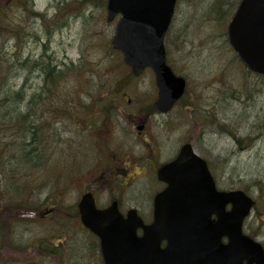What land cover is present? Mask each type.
I'll return each instance as SVG.
<instances>
[{
	"label": "rangeland",
	"instance_id": "374dc122",
	"mask_svg": "<svg viewBox=\"0 0 264 264\" xmlns=\"http://www.w3.org/2000/svg\"><path fill=\"white\" fill-rule=\"evenodd\" d=\"M23 1L26 9L35 11L36 8L37 11L44 12L45 18L44 20L30 19L29 11L25 9L0 11V21L18 24L22 27L24 35L21 43L12 42L7 46L5 54L8 56L5 57L15 56L19 53L16 49L20 48L22 55L20 63L25 59L31 60L30 66L24 67L21 71L23 76L28 75V77L30 73H34L33 76L38 74L36 70L38 67L32 63L41 55H43L41 57L43 62H53L65 73L68 68H71V64L77 68H88L87 79L85 78L84 82L69 78L60 84L56 105L65 111L66 117H70L69 112L72 111L73 103L88 104L92 99L91 88L94 90L103 84L109 73L106 66L112 61H114L112 65L114 69L117 65V54H112L111 49L108 48V41L115 34L116 22L105 23V10L98 6L100 3L96 0H35V4L31 0ZM240 1L178 0V10L176 9L170 40V43H173L176 38L174 45L176 63L178 67H181L180 73L190 81L189 90L194 102L202 110L211 112L214 124L222 122L227 132L236 138L235 140L220 133L219 125L218 128L217 126L208 128L204 136L206 139L204 148L208 146V143L211 147V151H207L205 156L207 157L210 152L208 157L211 163L214 161L216 165L231 164L229 171L234 174V178L231 179L225 169L219 171L218 187L223 190L240 188L239 186L245 185L246 182L248 184L255 181L264 183V80L246 73L245 68H242L236 60V55L226 36L229 22ZM74 2L78 3L74 4ZM32 34L36 36L30 38ZM47 35L49 38L46 37ZM23 44L26 45L23 47ZM120 76L125 77L126 73H120ZM113 78L115 81V76ZM244 80H247L249 86L245 91L243 90ZM127 83V88L119 94L120 104L119 109L116 110L118 112L116 125L109 123L114 127L113 136L101 139L99 135L91 136L78 126H71L73 132H66L62 136L70 147L61 146L62 150L56 148L51 161L48 162L55 169L53 178L50 176L52 196L53 192L59 189L60 179L80 185L81 183L74 176H84L91 170L92 173H97V165L100 161L104 162L101 156L102 143L105 150L110 145V155L124 153L123 146L126 144L123 138L127 134V121H129L125 115H133L136 110L134 105L139 106L141 100H145L146 103L151 102L155 91L154 75L149 71L136 81L130 80ZM128 100H131L132 106H129ZM177 111L179 112L178 122L172 133H166L159 125L154 126L152 123L154 137L158 138L163 146H177L179 140L188 137L189 114L181 111L180 108H177ZM92 115L93 112L89 111L87 117L90 118ZM101 117L98 116V120ZM131 125L133 128V124ZM134 129L136 130V127ZM201 134H203L202 130L197 128L196 134L193 135L196 139L197 152L201 151L199 143ZM246 137L248 141L239 145L237 142L239 138ZM115 138L118 141L113 143ZM109 139L112 141H106ZM119 143L122 144L121 148L117 145ZM128 146L132 153L136 154L133 147L134 139L131 136L128 137ZM119 157L125 159V165L122 164V168L131 166L130 160L133 158ZM42 160L44 162V159ZM30 164L33 166L32 163ZM135 174H139L136 168L130 172V176ZM40 177L42 181L37 185L30 183L29 177L27 179L21 177L23 180L21 185L25 184L26 189L32 191L26 201H32L37 205L39 197L44 201L45 196L50 192L45 189L48 186L47 182L43 185L45 176L42 174ZM146 182V178L137 180L127 191L128 202L132 207L140 208L144 201H148L146 194L149 190ZM0 185V199L3 200L4 196L1 192L2 190L6 192L9 186L1 174ZM77 187L72 185L73 190L65 198L66 205H73L78 198ZM250 190L251 197L256 202H260L258 188L252 187ZM63 196L64 194L54 199L61 201ZM56 205L58 206V203ZM63 212L69 213V210L63 208ZM63 225L67 224L62 223L60 215L57 214L38 222L26 221L22 225H17V230L8 237H12L10 243L13 241L18 246L25 247L30 238L36 239L31 243L36 245L37 240L43 236L53 235L60 240L56 241V244L61 242L62 250L65 248L66 261L69 255H72L73 263L71 264H101L100 254L91 248L96 244L91 237L76 233L69 228L68 235L59 238ZM244 231L247 234H254L256 240L264 245V203L253 211L246 222ZM1 238L4 239L3 235ZM11 255L14 254L8 252L1 256V263L42 264L46 261L45 264H53L54 261L53 258L38 259L36 255L29 257Z\"/></svg>",
	"mask_w": 264,
	"mask_h": 264
},
{
	"label": "water",
	"instance_id": "95a60500",
	"mask_svg": "<svg viewBox=\"0 0 264 264\" xmlns=\"http://www.w3.org/2000/svg\"><path fill=\"white\" fill-rule=\"evenodd\" d=\"M176 3L177 0H109V21L122 15L113 46L124 54L125 63L136 76L147 67L154 70L160 89L157 106L162 112L172 108L186 87L185 80L177 78L166 64L164 41ZM228 34L246 67L264 75V0H243ZM184 155L197 171H202L197 175L201 178L191 185L171 180L169 188L155 199V222L149 227L133 212L125 230L119 227L126 225L121 223L119 213L99 212L92 200L80 204L83 224L100 239L104 263L264 264L262 246L243 234L244 221L255 202L242 191L218 192L205 163L188 148L169 168L174 178L182 174L178 166ZM228 205L232 206L229 212ZM139 228L144 229L142 237L137 236ZM223 239L228 243L224 244ZM163 242H167L165 249L161 247Z\"/></svg>",
	"mask_w": 264,
	"mask_h": 264
},
{
	"label": "flooded vegetation",
	"instance_id": "af4514ba",
	"mask_svg": "<svg viewBox=\"0 0 264 264\" xmlns=\"http://www.w3.org/2000/svg\"><path fill=\"white\" fill-rule=\"evenodd\" d=\"M34 73L23 76L22 72H18L15 83L14 93L19 100L20 105L15 107V114L12 116L5 114L2 115L4 119H15L16 122L22 119L27 121V125L34 128L37 136L31 140L30 146L31 151L34 154V158L29 156L30 160L33 162V166L42 169L44 166L46 169L53 157V130L56 132L60 141L66 140L62 136L66 132H73L72 130L59 127L56 124L55 129H53V113H52V98H51V83L47 78V75L41 72L33 76ZM179 107L181 111L187 112L189 114V124L190 128L187 130L188 137H185L178 141V145L167 147L163 146L159 139L154 137L152 129V123L159 125L162 131L166 133H172L174 127L178 122L179 112L176 110ZM172 111L167 114L156 113L151 115L146 119L141 120L144 130L138 136L134 137V150L136 154L132 153L128 143L123 146L124 153L126 157H131L130 165L128 168H122L121 165H125V159L121 157L111 156L109 153H104L102 158L104 162H99L97 165V173L88 172L86 175L82 176L78 180L80 185L78 186V204L73 206L71 215L65 220H71L73 223L81 225V217L78 211V205L83 200L86 195L92 194L97 209L107 210L113 206V208L118 209V211L127 218V214L133 208L131 203L128 202L127 191L129 188L135 184L137 180L146 178L148 193L146 198L148 201H144L138 210L139 215L144 221L145 225H150L154 221L153 217V205L154 197L164 191L167 185L164 181H160L158 176L160 172L167 166L172 164L178 158L182 148L186 144H191L194 149H196V139L195 135L197 128L202 130L201 138H199V143L201 146V151L198 153L207 162L208 167L211 168V161L208 155L205 156L207 151H211V147L208 146L204 148L205 134L208 128L212 127V115L211 112H206L198 107L197 103L194 102L192 95L190 94L186 100L181 104L179 103ZM14 108V107H13ZM0 109L5 112L7 106H0ZM11 117V118H9ZM91 132V131H90ZM93 131L92 133H94ZM97 133V131L95 132ZM193 136V137H192ZM123 140H127L123 138ZM65 146L69 147L65 144ZM130 158V159H131ZM44 159V162L43 160ZM42 162L44 164H42ZM227 167V163H223ZM137 169L139 174L130 176V172L133 169ZM48 186L45 188L47 191H51V177H45ZM72 188V186H70ZM47 196V201L45 202V209L49 211L56 209V203L49 199ZM49 199V200H48ZM85 230V229H83ZM142 234V230L138 231Z\"/></svg>",
	"mask_w": 264,
	"mask_h": 264
},
{
	"label": "trees",
	"instance_id": "16d2710c",
	"mask_svg": "<svg viewBox=\"0 0 264 264\" xmlns=\"http://www.w3.org/2000/svg\"><path fill=\"white\" fill-rule=\"evenodd\" d=\"M12 2L13 0H0V11L9 9ZM14 30V24H10L4 20L0 21V106H7V109H5L6 116H12L13 114H15V112H17L15 110V107L20 105L19 100L16 99L17 96L14 93V82L18 78L16 72L18 70L20 72L24 70V66H21V68H16L17 66L15 62L13 63L12 61L16 59L15 56L7 58L4 54V49L8 44L9 38H12ZM113 63L114 61L106 66L109 74L108 80L104 85L106 87V85L109 84L108 88L105 89L103 86H101L95 91V96L93 97V102H100L102 109L105 110L107 114H111L113 110H116L115 96H117L118 92L116 85L117 82L110 81L111 75L114 73L111 71L114 70V68L112 67ZM122 65V61L118 59L117 66L115 67H118L119 69L122 67ZM35 66L38 67L36 68L38 72L47 75V78L53 85V95H55V83L64 76L65 71L59 70L56 64H54L53 62L47 63V61L43 62V60H41V62H36ZM72 71L73 68H70L69 73H71ZM87 71L88 68H81L78 74L85 75ZM93 102L91 105H93ZM0 121L3 122L2 119H0ZM8 123L11 124L10 131L7 132V135L10 137L9 141H7L8 143L0 144V173L6 180L11 181V179L17 178L19 175H27V172L19 174L17 170L21 168L28 169L30 160L29 156H31V158H34V154L31 151L30 142L37 136V134L35 133L34 128H32L30 125H27V121L24 119L16 122L15 119L11 118L9 119ZM1 129L2 126L0 125V131ZM17 131L19 135L18 138L21 139L19 149L14 150V153L12 155H10V153L5 154V152H7L9 148L10 150L12 149L11 147L14 145L13 140L15 141ZM18 152L24 153L25 155L23 156V154H20L19 157H17L16 154H18ZM252 187H257L259 190L260 199H264V183L262 181H255L252 184H248V182H246L245 185L241 186V188L244 189L248 194H251L250 189ZM27 197L28 196L24 197L25 199H22L21 197L16 195H6L4 202L1 204L0 235L2 234L4 237V239L2 238L4 249L14 254L12 256L29 257L32 254L31 249L33 247L31 245H27L25 247L18 246L16 243H13V241L12 243H10L12 237H8L14 231H16L19 222L29 220V217H31V209L28 206L21 205V202H25V200H27ZM60 236L61 232L59 234V238ZM55 237L56 236L51 235L42 237L37 240V244L34 247L36 257L43 260L53 258V264L73 263L72 255H69L68 261H66L65 251L62 250V247L60 245L56 244V241L60 240ZM5 241H7V244H5ZM46 243L48 244L47 246ZM91 248L95 250L94 245Z\"/></svg>",
	"mask_w": 264,
	"mask_h": 264
},
{
	"label": "bare ground",
	"instance_id": "6f19581e",
	"mask_svg": "<svg viewBox=\"0 0 264 264\" xmlns=\"http://www.w3.org/2000/svg\"><path fill=\"white\" fill-rule=\"evenodd\" d=\"M5 48H7V46ZM12 61H13V63L15 62L16 65H20V66H24V67H29L30 66V63L27 62V61H24V62L20 63L22 61L21 59H15V60H12ZM3 106H6V105H3ZM3 137L10 138L7 134H3Z\"/></svg>",
	"mask_w": 264,
	"mask_h": 264
}]
</instances>
